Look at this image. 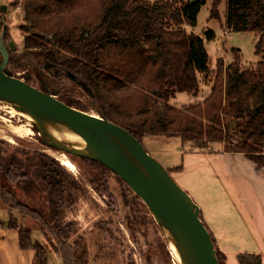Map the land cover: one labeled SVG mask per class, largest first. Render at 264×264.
Segmentation results:
<instances>
[{"label": "trees", "instance_id": "trees-1", "mask_svg": "<svg viewBox=\"0 0 264 264\" xmlns=\"http://www.w3.org/2000/svg\"><path fill=\"white\" fill-rule=\"evenodd\" d=\"M220 1L212 0L210 17L220 18L217 9ZM22 2L29 19L27 28L35 33L24 36L21 51L7 45L11 66L5 69L7 74L25 70V81L31 83L36 78L39 88L46 87L75 107L78 102L65 91L79 90L99 115L124 127L140 141L146 135H161L176 136L183 141L220 142L225 150L243 152L264 165V0H225V27L234 32L250 31L257 36L256 64L241 68L240 49L235 47L230 64L224 67L223 60H217V86L202 100L183 107L174 106L169 100L177 92L196 95L199 75H207L210 70L202 37L182 26L196 23L199 7L205 0ZM3 28L5 42L6 27ZM207 33L208 38L214 37V31ZM221 77H224V99L228 102L226 115L236 121L234 132L225 130L223 119L215 112L222 97ZM62 78L72 82L67 90L58 86ZM38 155L46 189L62 191L59 178L66 172L64 167L46 153ZM78 156L95 168L89 176L92 184L98 182L104 169H109L95 158ZM178 169L180 165L166 170L169 173ZM5 181L16 182L25 189L34 186L26 172L15 174L13 158L6 165L0 163L1 202L22 217L37 221L63 264H88L84 242L79 240L71 245L67 241L70 223L61 222L57 201L51 198L53 206L43 211L20 200ZM8 225L17 229L19 246L33 249L37 264H47L46 249L32 240L31 227L19 222L12 213ZM215 250L219 264H225L224 254ZM238 262L261 264V257L240 253Z\"/></svg>", "mask_w": 264, "mask_h": 264}, {"label": "rangeland", "instance_id": "rangeland-1", "mask_svg": "<svg viewBox=\"0 0 264 264\" xmlns=\"http://www.w3.org/2000/svg\"><path fill=\"white\" fill-rule=\"evenodd\" d=\"M13 1L0 0V33L3 27H6L5 42L0 39V65L3 64L2 71L4 73H6V68H11L10 64L4 60L7 58L9 41H13L15 44L13 50L21 51L24 45V36L35 33L32 29L27 28L29 19L24 12L23 0H18L17 3H13ZM211 3L212 0H205L200 5L194 25H182L187 31L202 37L209 55L208 67L210 70L207 75L199 76L200 82H202L199 95L201 94L203 97H206L219 83L216 80L217 60L221 58L224 67L230 64L234 60L233 49L235 47L240 49L241 68L253 67L259 59V56L254 52L257 36L250 31H229L224 25L225 0H221L217 8L220 18L209 16ZM3 4L6 7L5 11L1 9ZM209 30L214 31L213 38H208L207 31ZM40 33L48 37L51 36V33ZM24 74L25 70H15L13 76L23 79ZM223 80L224 77H221L223 98L221 97L220 105L217 106L215 112L223 119L225 130L234 132L236 121L226 115L228 102L224 99ZM31 84L40 87V83L34 77ZM71 85V81L63 78L59 80L58 84L66 90ZM65 93L78 102L77 108L96 112L90 107L88 98L79 90H68ZM193 96L195 95L189 92H178L169 102L177 107H183L185 105L182 103L192 100ZM11 106L13 111H11ZM21 109L24 107L0 100V163L6 165L7 160L13 158L15 174L26 172L34 183L30 189H25L16 182L5 181L20 200L30 206L39 207L43 211H47L53 206L50 203L51 198L57 201V211L61 222L63 224L70 223L67 241L71 245L79 240L84 242L88 264H179L169 247V239L155 213L114 171L108 168L104 169L98 182L92 184L89 176L95 168L84 162L78 155L53 145L51 139L40 131L37 122L31 123L33 132L30 134L18 135L11 132L9 124H26V118L20 113ZM200 119L207 121L204 118ZM64 143L67 142L64 141ZM141 143L146 151L166 169L181 166V169L170 171V176L180 187L190 193L193 200L199 205L203 212L201 219L210 232L212 240L214 238L217 242L223 240L222 243H217L218 246L226 248L229 254L234 252L235 248H238L239 252H243V249L252 246L247 243V238L253 229L246 216L243 215L241 205L237 200L234 198L230 200L229 205L235 207L236 211L233 209L235 213H232V217L227 221H224L225 217L231 215H227V213L220 215V212H215L217 204L214 199L224 200L232 197L233 194L223 179H221L223 187L216 183L213 178L215 175L213 163L209 166L205 165V156L202 151L205 149L217 150L220 142L183 141L176 136L146 135L141 139ZM79 150L88 153L84 149ZM39 152L50 155L64 167L66 172L59 178L63 187L62 191L55 188L49 192L46 189ZM63 154L73 161L74 168L72 170L60 162ZM207 174L210 176L204 178ZM191 182L194 183L192 186ZM1 204L6 207L2 202ZM13 211L19 222H24L33 229L31 232L33 237L43 236L44 244L50 250L55 251L37 221L29 217H22L17 210ZM210 214L211 216L214 214V221L212 218L210 219ZM217 229L223 232L224 239L215 237ZM232 231L236 233L231 237L230 232ZM217 245L214 242L215 249H217ZM230 259H234V257ZM229 264H234V261L229 260Z\"/></svg>", "mask_w": 264, "mask_h": 264}, {"label": "water", "instance_id": "water-1", "mask_svg": "<svg viewBox=\"0 0 264 264\" xmlns=\"http://www.w3.org/2000/svg\"><path fill=\"white\" fill-rule=\"evenodd\" d=\"M1 9L5 11L4 4L1 5ZM3 32L4 28L0 33L2 41ZM8 45L12 50L15 48L13 41H9ZM4 60L8 63V50L7 58ZM2 66L3 64L0 65V95L16 99L26 111L39 119L38 128L51 139L53 145L75 155H84L99 160L121 177L143 199L156 216L157 214L161 215L184 228L192 241L174 225H169L180 247L183 244L186 245L185 255L188 256L191 264H219L210 232L199 217L198 204L184 190L191 197L192 206L189 205L179 191L180 186L172 179L166 168L146 151L139 139L124 127L97 112L92 114L90 111L67 104L46 87L41 89L20 77L4 73ZM44 118L63 120L71 125L85 137L88 144L87 149L95 152L87 153L72 147L68 143L57 141L44 129V125L41 123ZM119 142L125 143L134 151L164 196L168 206L163 205L150 189L145 175L120 155L117 147ZM158 167L163 169L166 178L162 177Z\"/></svg>", "mask_w": 264, "mask_h": 264}, {"label": "crops", "instance_id": "crops-1", "mask_svg": "<svg viewBox=\"0 0 264 264\" xmlns=\"http://www.w3.org/2000/svg\"><path fill=\"white\" fill-rule=\"evenodd\" d=\"M201 83L199 78L200 91L197 93L198 95L193 96L191 98L192 100L182 104L194 103L204 98L203 95H199L202 88ZM173 105L175 106V104ZM202 152L205 156V165L209 166V164L213 163L212 167L215 170V175L214 177L211 176L216 180V183H218L220 187H223L224 184L221 181V179H223L228 184L229 189L232 191L231 194L234 196H226L228 198L224 200L214 199L215 204H217L215 212H220V215L224 213H227V215L235 213L233 211L235 207L233 208L229 205L231 202L230 200L234 198V200H237L241 205L243 215L246 216L248 223L253 229V232H250L247 238V243L252 246L243 249V252H239L238 248H235L234 252L229 254L226 248L217 245V243H222L223 240H218L217 242L214 238L213 241L216 243L217 249L224 254L226 264H229V260L234 261V264H239L238 254L240 253L258 254L261 257V264H264V165L248 158L243 152H230L225 150L222 143L217 150L205 149ZM207 176H210V174H207L204 178ZM190 184L192 186L194 183L191 182ZM182 190L184 191V189ZM192 199L194 198L192 197ZM199 211L200 214L203 215L200 207ZM10 213L15 216L14 211L4 207L0 199V264H37L36 252L33 249H22L19 246L17 229L11 228L8 225ZM205 213L206 215L208 214L207 211ZM213 215L214 214L211 216L210 214V219L212 218L214 221L215 217ZM230 217H232V215L223 219L227 221ZM32 230L31 228V232ZM235 233V231L230 232V236L232 237ZM224 234L226 235L227 233L225 232ZM216 235L215 237L224 239L223 232L220 229L216 230ZM31 238L33 241L37 240L45 247L47 264H63L59 254L56 251L50 250L44 244L45 238L43 236L33 237L31 234ZM233 257L234 259H230Z\"/></svg>", "mask_w": 264, "mask_h": 264}, {"label": "bare ground", "instance_id": "bare-ground-1", "mask_svg": "<svg viewBox=\"0 0 264 264\" xmlns=\"http://www.w3.org/2000/svg\"><path fill=\"white\" fill-rule=\"evenodd\" d=\"M0 100L21 106V103H19L18 101H16V99H14L12 97L0 95ZM11 111H13L12 106H11ZM20 113H21V115H23L26 118V124H23V123L9 124L11 132L18 134V135H27V134L32 133L33 129L31 128L30 125H31V123H34V122L39 123V119L34 117L28 111H26V109H21ZM91 113L95 114L96 112L91 111ZM41 123H43L44 129L53 138H55L57 141H63V142L65 141L69 145H71L72 147L77 148V149H84V150L88 151V153H94L95 152L93 150H88L87 149L88 144H87V140L85 139V137L81 133H79L76 129H74L71 125L64 122L63 120H59V119L58 120H51L48 118H44V119H42ZM117 147H118L120 155L122 157H124L130 163V165H132L133 167H135L136 169H138L141 173H143L145 175L146 179L148 180L150 189L158 197L160 202L163 205L168 206V203L166 202L164 196L162 195V193L160 192L158 187L155 185V183L151 179L150 175L148 174V171L146 170L145 166L139 160V158L136 156L134 151L123 142H119ZM101 154L104 156L103 153H101ZM60 162L64 166H66L67 168H69L71 170L74 168L73 161L68 156H66L65 154H63L62 157L60 158ZM158 169H159L162 177L166 178V175L164 174L163 169L159 168V167H158ZM179 191L182 194V196L187 200L189 205L192 206V200L189 197V195L180 188H179ZM157 218L161 224L163 231L165 232L166 236L169 239V247H170L173 255L175 256V258L179 262V264H191L189 259H188V256L185 255L186 250H187L186 245L183 244V245H181L182 248L180 247V245L178 244L179 242L175 239V236L172 233V231L170 230L169 225H174V227L178 228L182 232V234H184L189 240L192 241L188 232L184 228L179 227L178 225L174 224L170 220L163 218V216H161V215L157 214Z\"/></svg>", "mask_w": 264, "mask_h": 264}]
</instances>
